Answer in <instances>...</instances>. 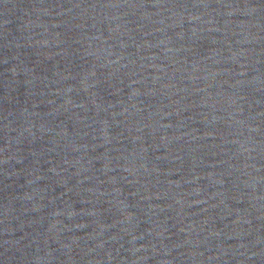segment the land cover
Returning a JSON list of instances; mask_svg holds the SVG:
<instances>
[{"label":"water","instance_id":"95a60500","mask_svg":"<svg viewBox=\"0 0 264 264\" xmlns=\"http://www.w3.org/2000/svg\"><path fill=\"white\" fill-rule=\"evenodd\" d=\"M0 264H264V0H0Z\"/></svg>","mask_w":264,"mask_h":264}]
</instances>
